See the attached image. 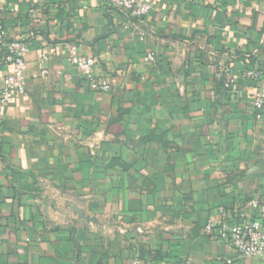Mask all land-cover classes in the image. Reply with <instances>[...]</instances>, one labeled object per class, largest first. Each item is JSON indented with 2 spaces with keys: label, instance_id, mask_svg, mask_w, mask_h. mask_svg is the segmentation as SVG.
Listing matches in <instances>:
<instances>
[{
  "label": "crops",
  "instance_id": "obj_1",
  "mask_svg": "<svg viewBox=\"0 0 264 264\" xmlns=\"http://www.w3.org/2000/svg\"><path fill=\"white\" fill-rule=\"evenodd\" d=\"M148 1L132 22L99 0H0L30 49L0 118V264H264L204 233L264 198V0Z\"/></svg>",
  "mask_w": 264,
  "mask_h": 264
},
{
  "label": "built area",
  "instance_id": "obj_2",
  "mask_svg": "<svg viewBox=\"0 0 264 264\" xmlns=\"http://www.w3.org/2000/svg\"><path fill=\"white\" fill-rule=\"evenodd\" d=\"M108 14L125 16L130 21H142L153 9L148 0H99ZM5 8L0 6V118L10 108L16 98L27 95V55L30 51L28 43L21 39H8L2 14ZM141 41L146 39L140 35ZM153 59V56H149ZM48 60L46 54L42 61ZM68 62L76 67L86 78L90 87L100 93L112 91L111 81L95 72L97 60L92 55H81L76 46L70 47ZM48 74V71H43ZM245 78L259 81L261 72L249 69ZM253 108L257 112L264 111V86L258 87L252 97ZM219 219L210 221L204 228L207 236L224 241L241 259L264 257V198L250 199L245 209L233 213L221 209ZM231 263V262H230ZM130 264H150L135 258Z\"/></svg>",
  "mask_w": 264,
  "mask_h": 264
}]
</instances>
